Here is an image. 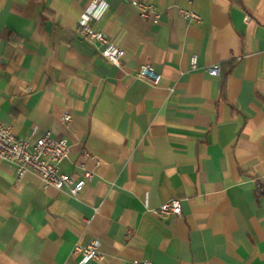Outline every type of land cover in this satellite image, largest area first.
<instances>
[{
    "label": "crops",
    "instance_id": "1",
    "mask_svg": "<svg viewBox=\"0 0 264 264\" xmlns=\"http://www.w3.org/2000/svg\"><path fill=\"white\" fill-rule=\"evenodd\" d=\"M143 1L158 21L99 2L116 65L76 31L92 0H0V121L66 137L60 170L93 171L73 197L0 159V264H264V0ZM173 197L182 214L159 218ZM94 239L104 259L81 263Z\"/></svg>",
    "mask_w": 264,
    "mask_h": 264
},
{
    "label": "built area",
    "instance_id": "2",
    "mask_svg": "<svg viewBox=\"0 0 264 264\" xmlns=\"http://www.w3.org/2000/svg\"><path fill=\"white\" fill-rule=\"evenodd\" d=\"M100 1L92 0V5L85 8L77 23L76 31L84 39L95 43L104 57L114 64L120 65L125 50L102 29L92 26V21L99 19L106 7L101 9ZM130 2L138 8L141 16H152L154 21L159 20L161 13L156 11L153 3L143 0H130ZM183 15L190 20L199 21L201 19L200 15L191 9H183ZM196 63L197 56L193 55L191 64L196 67ZM206 71L211 75L218 76L221 72V65L213 63L206 67ZM136 77L146 79L154 84L161 80V74L150 64L141 65L136 72ZM62 121L66 124L71 123L72 114L64 113ZM70 151L71 145L66 137L54 136L51 131H46L32 142L27 138L18 137L10 125H5L0 121V159L14 166L17 177L20 178L28 172H33L41 178L45 187L53 186L58 189H66L71 196L78 197L92 178L93 171L82 163L72 172L61 171L60 164L69 156ZM182 212L181 198L173 197L161 203L155 214L161 219H169L180 216ZM99 246V240L94 239L87 244L76 243L72 252L82 254L81 263L91 259L102 261L105 256ZM135 264L154 263L149 259H141L136 260Z\"/></svg>",
    "mask_w": 264,
    "mask_h": 264
}]
</instances>
